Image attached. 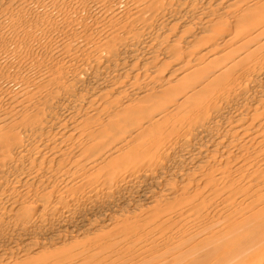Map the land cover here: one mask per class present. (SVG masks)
<instances>
[{"label":"bare ground","instance_id":"6f19581e","mask_svg":"<svg viewBox=\"0 0 264 264\" xmlns=\"http://www.w3.org/2000/svg\"><path fill=\"white\" fill-rule=\"evenodd\" d=\"M0 264H264V0H0Z\"/></svg>","mask_w":264,"mask_h":264}]
</instances>
